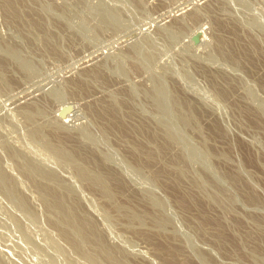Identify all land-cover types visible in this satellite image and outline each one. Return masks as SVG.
I'll return each mask as SVG.
<instances>
[{
  "label": "rangeland",
  "instance_id": "obj_1",
  "mask_svg": "<svg viewBox=\"0 0 264 264\" xmlns=\"http://www.w3.org/2000/svg\"><path fill=\"white\" fill-rule=\"evenodd\" d=\"M170 263L264 264V0H0V264Z\"/></svg>",
  "mask_w": 264,
  "mask_h": 264
},
{
  "label": "bare ground",
  "instance_id": "obj_2",
  "mask_svg": "<svg viewBox=\"0 0 264 264\" xmlns=\"http://www.w3.org/2000/svg\"><path fill=\"white\" fill-rule=\"evenodd\" d=\"M177 196H178V195H177ZM58 199H60V198H58ZM49 200H50V199H49ZM182 200H184V199H182ZM59 201H60V200H59ZM51 204H52V203H51ZM53 205H54V204H53ZM74 221H76V220H74ZM78 221H79V220H78ZM80 222H81V221H80ZM73 223L76 224L77 222H73ZM83 223H84V222H83ZM83 223H80V225H82ZM76 228H78V227H76ZM80 232H81V231H80ZM166 251H167V250H166ZM173 257H174V256H173ZM168 259H169V258H168ZM169 262H170V259H169ZM171 263H172V262H171ZM171 263H170V264H171ZM174 264H175V263H174Z\"/></svg>",
  "mask_w": 264,
  "mask_h": 264
}]
</instances>
